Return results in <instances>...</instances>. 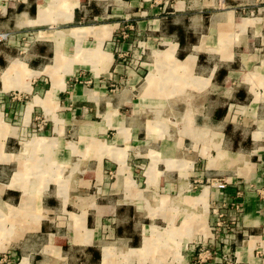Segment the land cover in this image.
<instances>
[{
  "label": "crops",
  "instance_id": "1",
  "mask_svg": "<svg viewBox=\"0 0 264 264\" xmlns=\"http://www.w3.org/2000/svg\"><path fill=\"white\" fill-rule=\"evenodd\" d=\"M0 194L87 264H264V0H0Z\"/></svg>",
  "mask_w": 264,
  "mask_h": 264
},
{
  "label": "rangeland",
  "instance_id": "2",
  "mask_svg": "<svg viewBox=\"0 0 264 264\" xmlns=\"http://www.w3.org/2000/svg\"><path fill=\"white\" fill-rule=\"evenodd\" d=\"M70 80L73 83L80 82L81 76L75 75ZM44 121L40 118L34 119L35 133L41 130ZM27 199L28 197L22 198L18 205V198L6 200L0 194V215L5 218L3 221L5 230L0 231V264H87L88 257L82 250L69 249L65 244L57 250L47 240V231L45 235L37 236L35 228L40 224L38 216L42 218L49 216L41 207L39 209L28 206ZM21 205L22 209L13 214L15 213L13 209L18 210ZM217 231L218 229L212 230V233ZM125 233L128 231L125 230ZM202 233L205 232L202 230Z\"/></svg>",
  "mask_w": 264,
  "mask_h": 264
},
{
  "label": "built area",
  "instance_id": "3",
  "mask_svg": "<svg viewBox=\"0 0 264 264\" xmlns=\"http://www.w3.org/2000/svg\"><path fill=\"white\" fill-rule=\"evenodd\" d=\"M232 207H230L231 209H237L238 208V206H237V204H230ZM216 209H214V212L216 213ZM222 215L220 214L219 215V217H221ZM222 218V217H221ZM228 221V220H227ZM230 224L232 223L231 221H228ZM222 226V222L221 221H219L215 226H212V230H217V229H219L220 227Z\"/></svg>",
  "mask_w": 264,
  "mask_h": 264
},
{
  "label": "bare ground",
  "instance_id": "4",
  "mask_svg": "<svg viewBox=\"0 0 264 264\" xmlns=\"http://www.w3.org/2000/svg\"><path fill=\"white\" fill-rule=\"evenodd\" d=\"M21 207H23L22 205L20 206V208L17 210V209H13V211L15 212V213H13V214H16L17 212H19L20 211V209H22ZM5 220V218H3V216H1L0 215V231L1 230H5V227H4V221ZM17 221V220H16Z\"/></svg>",
  "mask_w": 264,
  "mask_h": 264
}]
</instances>
